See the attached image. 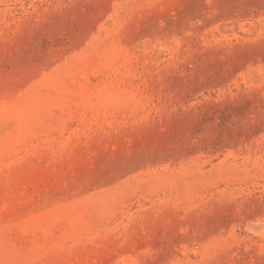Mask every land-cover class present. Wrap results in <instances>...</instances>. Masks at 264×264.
<instances>
[{
	"label": "rangeland",
	"instance_id": "1",
	"mask_svg": "<svg viewBox=\"0 0 264 264\" xmlns=\"http://www.w3.org/2000/svg\"><path fill=\"white\" fill-rule=\"evenodd\" d=\"M0 264H264V0H0Z\"/></svg>",
	"mask_w": 264,
	"mask_h": 264
}]
</instances>
